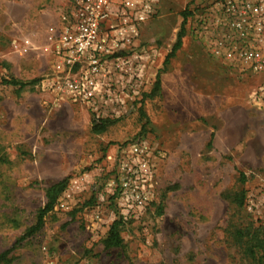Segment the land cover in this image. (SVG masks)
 <instances>
[{
	"label": "rangeland",
	"instance_id": "rangeland-1",
	"mask_svg": "<svg viewBox=\"0 0 264 264\" xmlns=\"http://www.w3.org/2000/svg\"><path fill=\"white\" fill-rule=\"evenodd\" d=\"M70 1L0 0V253L12 247L0 264H264V245L255 246L264 239V106L251 102L264 75L213 58L196 38V21L215 0H158L131 50L146 63L144 82L136 96L122 97L120 114L103 117L99 133L86 107L57 103L42 88L50 67L46 30ZM181 25V45L169 61L182 83H169L159 96L151 92L155 68ZM25 39L31 49L20 51ZM4 79L35 84L17 93ZM215 99L226 124L235 122V148L205 162L200 134L187 133L182 149L166 135L190 126L193 116L200 122L199 111ZM251 129L256 136L249 138ZM140 137L153 146L157 170L151 200L132 211L120 199L117 156L119 146ZM63 178L66 187L41 228L16 242L35 223L45 188ZM227 190L237 197L246 191L244 208L222 195ZM118 217L122 243L105 247Z\"/></svg>",
	"mask_w": 264,
	"mask_h": 264
},
{
	"label": "built area",
	"instance_id": "built-area-1",
	"mask_svg": "<svg viewBox=\"0 0 264 264\" xmlns=\"http://www.w3.org/2000/svg\"><path fill=\"white\" fill-rule=\"evenodd\" d=\"M157 10L158 0H71L46 30L50 67L42 88L57 103L86 107L95 120L120 114L122 97L136 96L144 82L146 63L131 50ZM194 30L213 58L264 75V0H215ZM16 47L26 51L31 42ZM253 99L264 106V81ZM153 150L141 137L119 146L116 174L127 210H141L151 200ZM261 204L264 209V197Z\"/></svg>",
	"mask_w": 264,
	"mask_h": 264
},
{
	"label": "crops",
	"instance_id": "crops-1",
	"mask_svg": "<svg viewBox=\"0 0 264 264\" xmlns=\"http://www.w3.org/2000/svg\"><path fill=\"white\" fill-rule=\"evenodd\" d=\"M57 20H58V16L54 17V22H56ZM163 62L161 61V64L156 66L155 76H154V78L156 79V75L158 73L160 77V86L156 92L157 95L159 96L162 91L164 92L168 90L167 85L169 86V83L171 84H174V83L177 84L179 82L182 83V80H181L182 76H180V73L172 68L171 66L172 63L170 61H169L170 63L167 62L166 64ZM253 98L254 97H252V101H251L252 103H253ZM214 104H215L214 107L208 106L206 108H201V111H199L200 112L199 115L201 118L200 122H197L196 120L197 116L196 117L193 116L190 119V124H191L190 126L177 130L175 134L169 133L168 135H166L174 139V145L176 146V148L180 147V149H182L184 147L187 148L185 144V142L188 140L187 133L190 134L189 136H193L194 139L198 134H200V136L203 138L204 141L200 147V151H198L197 153H199L202 161H205V162H207L206 161L207 157L210 156L211 153L213 152H215L216 155L223 157L224 149L235 148V130L233 129V126H235V122H232L234 124L232 126H229L228 124H226V120L224 119L226 111H224L225 109H223L222 106L220 105L221 102L215 99ZM213 115H214V118L216 119L215 123L209 120ZM228 128H231L232 130L226 131ZM225 131L226 133L224 134ZM248 132H250L249 138L256 136L252 129L249 130ZM229 133L231 134V137L229 136ZM184 135H186V137L183 143L182 141H183ZM230 138H232L231 141L229 140L228 142H226ZM168 139L169 138H166L165 144L163 145V148L165 149L169 147ZM240 139L241 137L239 136L237 137L236 140L239 142ZM215 149H218V150L215 151ZM165 153L166 152H164V156H166ZM262 153L264 154V150ZM191 156H193V154H191L190 152L189 158ZM186 163H190V162L186 161ZM192 164L194 163L191 161V165ZM175 187H178V183L175 184ZM224 193L225 192H223L222 195Z\"/></svg>",
	"mask_w": 264,
	"mask_h": 264
},
{
	"label": "trees",
	"instance_id": "trees-1",
	"mask_svg": "<svg viewBox=\"0 0 264 264\" xmlns=\"http://www.w3.org/2000/svg\"><path fill=\"white\" fill-rule=\"evenodd\" d=\"M185 14L186 13H184V19L186 17ZM182 35H183V25H181L180 31L178 32L177 37H176V41L173 44L169 53L166 55V58L164 59L163 63L166 64L167 62H169V58H171L175 54L177 49L180 47ZM3 82L8 85H12L15 88L17 93L23 91L26 87H29L35 84V80L23 82V81H18L16 79H4ZM159 86H160V77H159V74L157 73L151 92L157 91ZM105 124H106L105 119L99 120V121L92 119L91 129L93 130L94 133H99L104 130ZM240 175L241 177L244 176L242 172H240ZM66 184H67V178H63L54 183H51L45 188L46 201H45V204L38 210L35 223L29 226L24 231V233L19 238H17L16 242L23 240L24 238L33 234L34 232H36L37 230L41 228V226L44 223V217L46 213L50 212L53 209L58 199V196L64 190V188L66 187ZM246 194H247L246 191H243L242 196L237 197V194L234 191L227 190L225 191L223 196L229 199V201L232 202L234 206L236 204L238 207L244 208ZM160 211L161 210H159V213ZM120 224H121V217H118L117 219H114L111 222L108 228V231H107V235L105 236L104 241H103L105 247H117L121 245L122 237L120 235ZM263 245H264V239H257V245L255 246L261 247ZM255 246H250L249 244H247L246 251L250 254H253ZM10 249L0 253V261L5 257V255L9 252Z\"/></svg>",
	"mask_w": 264,
	"mask_h": 264
}]
</instances>
